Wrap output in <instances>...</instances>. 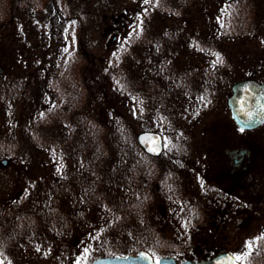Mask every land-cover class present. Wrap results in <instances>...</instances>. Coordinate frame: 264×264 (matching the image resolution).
<instances>
[{"label": "trees", "instance_id": "1", "mask_svg": "<svg viewBox=\"0 0 264 264\" xmlns=\"http://www.w3.org/2000/svg\"><path fill=\"white\" fill-rule=\"evenodd\" d=\"M162 1L131 5L96 63L80 48L88 20L102 13L92 0H0V158L12 166L0 169V260L60 246L71 264L174 256L156 242L199 225L207 210L182 180L192 156L184 142L199 113L226 105L232 83L264 79L255 56L235 72L241 42L264 44V0H196L208 22L226 9L222 27L200 30L168 20L183 0ZM31 23L39 39L16 41L14 28ZM144 130L162 135L160 156L138 146ZM73 243L80 257L70 258Z\"/></svg>", "mask_w": 264, "mask_h": 264}, {"label": "rangeland", "instance_id": "2", "mask_svg": "<svg viewBox=\"0 0 264 264\" xmlns=\"http://www.w3.org/2000/svg\"><path fill=\"white\" fill-rule=\"evenodd\" d=\"M96 1L98 0H92V3L88 5V7L101 9L102 13L96 16L97 22H95V17L88 20L85 37L80 41V48L86 58L99 63L104 57L105 49L107 48L106 45L111 40V35L117 30L116 28H118V30L120 29V21L127 22L132 19L133 14L130 10V6H133L137 0H105L99 5H97ZM201 1L205 2V0H199V2ZM218 1L223 3L225 0ZM162 2L165 3L166 0ZM199 2L196 0H187L185 2V0H183V8L178 13L169 14L168 20L172 24L179 25L183 28H199L200 30L202 26H208L209 24L216 26L218 23H220L219 26L221 25L222 27V13L224 15L226 12L222 3L218 5L216 12L212 14V20L208 22L207 16L203 14L205 5ZM210 6L213 7L214 5L212 4ZM230 8L235 13L234 16L241 13L239 10L242 7L239 5H231ZM246 8L249 10L251 7L246 6ZM13 37L16 41L18 39H26L28 41L29 39H39L36 35V28H34L32 23L30 28L29 25L27 28H24L22 25L15 27ZM240 47H242V51L238 52V55L241 60L235 63L238 65L235 72L238 74L242 73V68L253 56L259 61H263L260 65L257 64L258 71L263 72L264 60L262 59H264V44L262 45L261 42L257 41L251 42L250 40H244L241 42ZM16 50L18 51L17 48ZM252 69L255 70L256 68ZM46 72H49L48 68H46ZM225 107L226 105L223 104L220 108L215 106L199 113L201 114L200 120L194 127V133H191L189 135L190 138L188 137V140L184 142L185 150L182 151L184 153L189 151V153H192V156L188 160V169L182 173V180L184 179V185L189 187L187 191L190 195L194 194L198 195V197L201 196L200 199H202V203L204 202V207L207 212H203L202 219L198 221L199 225L191 227L190 229L181 230L182 233L180 234H176L175 232V235L171 238H166L167 242H161L160 240L156 242L157 246H162L167 251L176 253L177 255L174 256L171 254L166 256L172 257L178 262L182 259L198 260L211 254V251L203 250L200 252L198 249L199 247L202 249L204 247H209L212 240L217 239L218 233L222 231V221L220 220L222 216V188L226 191L233 192L235 195L246 194L250 196L247 190L241 191L239 188L234 187L230 182L231 179L226 177V173H228L229 170V155L227 154H231L233 150L241 147L239 145L242 142H248V146H245V149H250L252 153L253 165L251 169L257 170L260 165H264V128L250 134L242 133L235 127L230 118L228 108L225 109ZM163 141L165 148L167 145L164 139ZM7 159L5 157L0 158V169L6 168L4 171H10L12 167H9ZM2 161H6V164L2 165ZM260 172L261 171H259V173ZM252 173H249L250 178ZM2 195H8V191L4 189ZM162 210L163 209H160V212L162 216H165L166 214L162 212ZM167 214L170 219H173L172 223L178 222L176 214H169V212H167ZM212 217L214 219H211ZM218 226H220V228ZM217 227L218 230L215 235L210 236L208 233L210 229ZM191 236L193 237L192 242L190 241ZM59 245L60 244H57V246ZM51 246L56 247V244H51ZM60 248L62 247H56V250L12 251V254L7 257V259L3 258L0 260V264H71L68 253H62L61 251L57 254ZM50 250H54L55 253ZM180 251L182 253L186 252L187 255H182ZM74 252L73 243L71 246L70 258L72 255L74 256V254L77 257L78 254L79 257L81 256L79 248L76 253Z\"/></svg>", "mask_w": 264, "mask_h": 264}, {"label": "flooded vegetation", "instance_id": "3", "mask_svg": "<svg viewBox=\"0 0 264 264\" xmlns=\"http://www.w3.org/2000/svg\"><path fill=\"white\" fill-rule=\"evenodd\" d=\"M123 26L124 22L120 21V29L116 28L111 35L107 49L116 42ZM236 128L242 133L250 134L264 128V124L253 130ZM239 146L241 147L227 154L229 170L226 177L231 179L234 187L241 191L247 190L250 196L235 195L222 188V231L209 247H199L200 252L211 251V254L198 260L208 259L222 252L230 254L238 264H264V165L252 170V153L250 149H245L248 142H242ZM249 173H252L251 178ZM218 227L210 229V236L215 235ZM190 239L192 242L193 237Z\"/></svg>", "mask_w": 264, "mask_h": 264}, {"label": "water", "instance_id": "4", "mask_svg": "<svg viewBox=\"0 0 264 264\" xmlns=\"http://www.w3.org/2000/svg\"><path fill=\"white\" fill-rule=\"evenodd\" d=\"M227 106L235 124L243 130H253L264 124V81L252 79L234 83L231 94L227 99ZM139 147L148 155L159 156L163 151V140L159 133L141 131L136 136ZM2 165L6 161L1 162ZM89 264H237L228 253H219L216 256L202 260H185L177 263L171 257H160L153 261L151 256L139 251L135 255L105 256L93 260Z\"/></svg>", "mask_w": 264, "mask_h": 264}, {"label": "snow or ice", "instance_id": "5", "mask_svg": "<svg viewBox=\"0 0 264 264\" xmlns=\"http://www.w3.org/2000/svg\"><path fill=\"white\" fill-rule=\"evenodd\" d=\"M146 2H147V0H146Z\"/></svg>", "mask_w": 264, "mask_h": 264}]
</instances>
